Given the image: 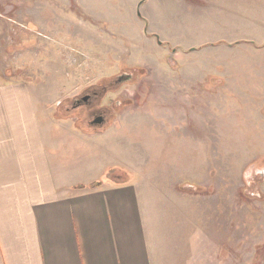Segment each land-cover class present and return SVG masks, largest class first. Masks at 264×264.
<instances>
[{
	"label": "rangeland",
	"instance_id": "obj_1",
	"mask_svg": "<svg viewBox=\"0 0 264 264\" xmlns=\"http://www.w3.org/2000/svg\"><path fill=\"white\" fill-rule=\"evenodd\" d=\"M181 3L0 0V73L12 72L0 81L28 90L65 175L126 161L143 192L181 198L194 264H264V59L240 57L239 45L198 46L240 40L238 16L214 5L191 15ZM129 72L101 101L120 103L109 122L90 124L89 109L72 107L88 87ZM114 127L122 145L82 135Z\"/></svg>",
	"mask_w": 264,
	"mask_h": 264
},
{
	"label": "crops",
	"instance_id": "obj_2",
	"mask_svg": "<svg viewBox=\"0 0 264 264\" xmlns=\"http://www.w3.org/2000/svg\"><path fill=\"white\" fill-rule=\"evenodd\" d=\"M205 2L182 0L181 9L200 15L214 5L238 16L242 34L238 41L210 38L198 46L224 52L239 45L240 57L264 59V0ZM11 74L0 73V80ZM50 131L36 122L28 90L0 81V264H194V223L187 217L190 228L184 225L181 198L152 187L146 194L133 179L106 177L94 189L78 188L101 179L110 166L129 173L130 166L120 160L95 175H65L51 161ZM118 132L114 127L82 135L122 145Z\"/></svg>",
	"mask_w": 264,
	"mask_h": 264
},
{
	"label": "flooded vegetation",
	"instance_id": "obj_3",
	"mask_svg": "<svg viewBox=\"0 0 264 264\" xmlns=\"http://www.w3.org/2000/svg\"><path fill=\"white\" fill-rule=\"evenodd\" d=\"M135 74L136 73L133 72L118 74L113 83L108 81L100 83L99 86L93 85L88 87L83 91V94L71 100L72 107L83 106L87 110L89 109L88 118L85 121L90 124L99 125L103 122H109L116 114V110L120 107V103L118 101L110 104L101 103L107 89L113 86V84L130 81Z\"/></svg>",
	"mask_w": 264,
	"mask_h": 264
},
{
	"label": "trees",
	"instance_id": "obj_4",
	"mask_svg": "<svg viewBox=\"0 0 264 264\" xmlns=\"http://www.w3.org/2000/svg\"><path fill=\"white\" fill-rule=\"evenodd\" d=\"M114 168H115V167H112V166L106 168L105 171H104V175L102 176L101 179L96 180V181H94V182L88 184L87 186H84V185H78L77 187H78V188H89V189H94V188H96V187H99V186L103 183V181L105 180V178L108 177V176H107L108 172H110L111 170H114ZM117 168H118V170H119L121 173H124V174L126 175V177H125V178H121V176L119 175V176H116V177H114V178H112V177H109V178H112V179L120 178V179H123L124 181H127V180H130V181H131V180H132V175H131L127 170L121 169V168H119V167H117ZM110 176H111V175H110ZM120 179H119V180H120Z\"/></svg>",
	"mask_w": 264,
	"mask_h": 264
}]
</instances>
